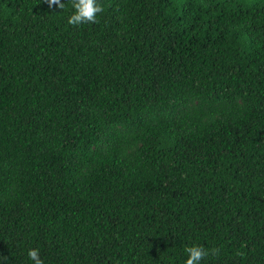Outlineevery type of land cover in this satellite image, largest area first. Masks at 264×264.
Segmentation results:
<instances>
[{"label": "trees", "instance_id": "obj_1", "mask_svg": "<svg viewBox=\"0 0 264 264\" xmlns=\"http://www.w3.org/2000/svg\"><path fill=\"white\" fill-rule=\"evenodd\" d=\"M0 0V264H264V0Z\"/></svg>", "mask_w": 264, "mask_h": 264}, {"label": "clouds", "instance_id": "obj_2", "mask_svg": "<svg viewBox=\"0 0 264 264\" xmlns=\"http://www.w3.org/2000/svg\"><path fill=\"white\" fill-rule=\"evenodd\" d=\"M48 6L51 8L55 5L60 10L65 8V3L62 0H46ZM73 14L68 18L67 23L72 26H78L87 23H96L97 15L104 11L103 6L98 4L97 0H71ZM187 258L184 264H201L208 256H217L219 249L207 250L203 246L186 247ZM28 258L33 264H44L40 258V252L36 248H32L27 252ZM0 259H4L0 257Z\"/></svg>", "mask_w": 264, "mask_h": 264}]
</instances>
